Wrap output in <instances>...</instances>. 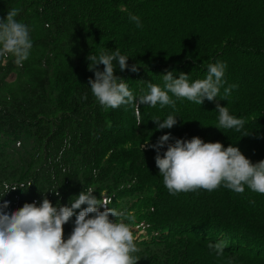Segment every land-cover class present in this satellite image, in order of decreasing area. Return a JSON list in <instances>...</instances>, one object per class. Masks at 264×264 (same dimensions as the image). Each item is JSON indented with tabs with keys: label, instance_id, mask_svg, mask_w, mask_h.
<instances>
[{
	"label": "trees",
	"instance_id": "16d2710c",
	"mask_svg": "<svg viewBox=\"0 0 264 264\" xmlns=\"http://www.w3.org/2000/svg\"><path fill=\"white\" fill-rule=\"evenodd\" d=\"M12 9L33 46L23 66L0 58V191L5 181L31 183L0 199L10 202L6 211L44 196L70 206L91 187L142 231L137 264H264V195L247 186L242 194L223 186L170 194L151 147L171 133L168 143L199 136L236 146L253 163L264 159V0H0V18ZM117 48L129 68L114 62V74L137 98L149 83L163 87L168 71L194 82L216 62L226 64V83L201 105L174 96L175 108L141 104L136 126L132 105L106 110L89 85L88 55ZM217 103L245 120L240 131L217 127ZM170 114L177 124L157 129L153 119ZM74 221L64 225L65 239ZM220 240L227 246L218 256L208 243Z\"/></svg>",
	"mask_w": 264,
	"mask_h": 264
},
{
	"label": "clouds",
	"instance_id": "9594fccd",
	"mask_svg": "<svg viewBox=\"0 0 264 264\" xmlns=\"http://www.w3.org/2000/svg\"><path fill=\"white\" fill-rule=\"evenodd\" d=\"M17 15V10L12 9L6 17L0 18V58L11 56L17 66H23L29 58L33 42L29 27L19 22ZM129 19L137 27H142L139 16L130 15ZM128 58L121 54L119 48L111 53H90L87 59L95 78L89 79V85L96 101L106 110L132 105L136 126L143 122L141 104L175 108L174 96L201 105L205 98L215 100L226 83V64L216 62L208 65L206 78L194 82H189L186 73L181 72L175 78L173 72L168 71L163 74V87L149 83V91L137 98L129 90L125 79L114 74V62L123 71L129 68ZM100 64L104 66L103 70L97 67ZM130 70L137 72L138 66L133 64ZM235 87V84L225 87L221 99H227ZM216 108L219 112L217 127L220 130L240 131L244 127L245 120L230 114L227 106L217 103ZM153 120L157 129H171L177 124L176 116L171 114L162 122L160 119ZM170 139L171 133H165L156 144L151 145L156 150L155 164L170 194L198 190L212 192L221 186L242 194L247 186L251 191L264 195V159L253 163L238 147L231 144L224 147L219 141L205 142L199 136L168 143ZM21 143L17 141V147ZM166 144V150L161 154L160 149ZM27 185L3 182L0 199L9 191L18 187L23 189ZM94 191L91 187L81 191L70 206L53 205L44 196L39 204L26 202L16 210L6 211L10 202L2 200L0 264H137L140 259L135 255L140 250L138 237L131 223L125 222L127 213L107 207L112 203V196L100 191L101 198H97L93 195ZM56 195L59 193L56 192ZM82 205L87 207L82 208ZM101 206H104V210H101ZM77 209L78 213L75 212ZM74 215V227L65 239L64 225ZM226 246L227 242L223 240L208 243V248L218 256L223 255Z\"/></svg>",
	"mask_w": 264,
	"mask_h": 264
},
{
	"label": "rangeland",
	"instance_id": "374dc122",
	"mask_svg": "<svg viewBox=\"0 0 264 264\" xmlns=\"http://www.w3.org/2000/svg\"><path fill=\"white\" fill-rule=\"evenodd\" d=\"M133 229H135V232H136V234H137V237L139 238V236L142 234V231H137V229L136 228H133Z\"/></svg>",
	"mask_w": 264,
	"mask_h": 264
}]
</instances>
